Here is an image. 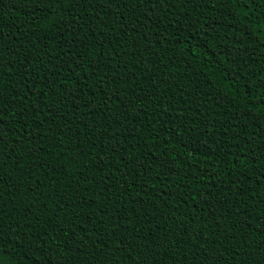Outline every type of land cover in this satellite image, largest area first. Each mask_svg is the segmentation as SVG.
<instances>
[{
	"label": "trees",
	"instance_id": "trees-1",
	"mask_svg": "<svg viewBox=\"0 0 264 264\" xmlns=\"http://www.w3.org/2000/svg\"><path fill=\"white\" fill-rule=\"evenodd\" d=\"M0 95L5 260L259 264L264 0H0Z\"/></svg>",
	"mask_w": 264,
	"mask_h": 264
},
{
	"label": "snow or ice",
	"instance_id": "snow-or-ice-1",
	"mask_svg": "<svg viewBox=\"0 0 264 264\" xmlns=\"http://www.w3.org/2000/svg\"><path fill=\"white\" fill-rule=\"evenodd\" d=\"M0 103H3L2 95H0ZM0 156H8L10 158L8 151L2 147V137H0ZM4 233H5V225L3 223V217H0V264H15V261L11 260V258L5 260L6 252L3 247V243L5 239ZM260 256H261V260L259 261V264H264V251L260 253ZM254 264H256V262H254Z\"/></svg>",
	"mask_w": 264,
	"mask_h": 264
}]
</instances>
